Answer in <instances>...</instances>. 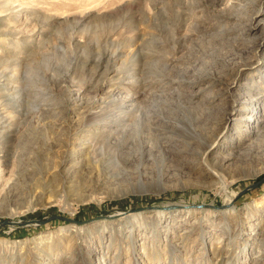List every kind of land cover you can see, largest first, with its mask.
Masks as SVG:
<instances>
[{
  "label": "rangeland",
  "instance_id": "rangeland-1",
  "mask_svg": "<svg viewBox=\"0 0 264 264\" xmlns=\"http://www.w3.org/2000/svg\"><path fill=\"white\" fill-rule=\"evenodd\" d=\"M253 19L264 0H0V264H264ZM246 90L255 158L217 183L168 158Z\"/></svg>",
  "mask_w": 264,
  "mask_h": 264
},
{
  "label": "bare ground",
  "instance_id": "bare-ground-1",
  "mask_svg": "<svg viewBox=\"0 0 264 264\" xmlns=\"http://www.w3.org/2000/svg\"><path fill=\"white\" fill-rule=\"evenodd\" d=\"M244 29L246 31H255V33L256 31H259V34L255 37L256 40L250 41L248 46L245 48V53H252L254 55L258 54L259 46L264 45V24H261L260 20L253 19L252 22L247 24ZM240 30V28L232 27L229 28L228 33L237 34ZM262 64H264L263 60L259 59L256 62H252L250 67L258 69ZM260 105L261 101L259 96H257V94L252 90H246L238 97L233 96L232 106L230 110L226 112V121L223 123V127L218 130V132L214 135L213 140L209 143L206 144V142L200 141L201 147H204V152L200 153L199 151H196V149L191 145V142L188 140L187 142H183L186 136H188V138L192 136L195 137L194 135L190 136L186 134L182 138L183 140L177 139V141H175V143L172 142L171 145L165 142L167 146L163 147L167 150L168 158L171 157L169 159L176 160L182 167V170L183 168L185 169L189 166L192 172H196L198 177H201L202 179H214L215 183L220 182L221 180L219 179L226 172L230 164H233L236 161L251 160L255 158L261 150L260 125L258 127H252V130L249 131H243V129H241L242 126L248 122L251 112L255 110L256 113L258 112V108H261ZM237 114L240 115L238 118L232 117ZM230 122L235 124L234 132L229 127ZM253 130V135L250 138L247 137V135L249 136ZM244 132H246V134H244ZM243 135H246V137L243 138ZM177 142L186 144V148L179 146L180 144ZM176 143L179 144L178 147ZM235 143L238 144L235 145ZM211 153L213 154L212 156L210 155ZM221 184L226 187L224 183ZM122 214L124 213H118L114 215V218L117 219ZM72 240L76 239L73 238Z\"/></svg>",
  "mask_w": 264,
  "mask_h": 264
}]
</instances>
